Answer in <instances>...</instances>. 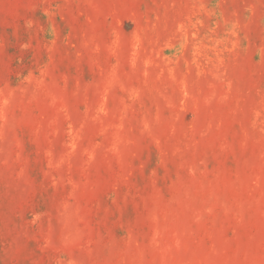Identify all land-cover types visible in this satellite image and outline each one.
I'll return each instance as SVG.
<instances>
[{
  "label": "rangeland",
  "instance_id": "rangeland-1",
  "mask_svg": "<svg viewBox=\"0 0 264 264\" xmlns=\"http://www.w3.org/2000/svg\"><path fill=\"white\" fill-rule=\"evenodd\" d=\"M0 264H264V0H0Z\"/></svg>",
  "mask_w": 264,
  "mask_h": 264
}]
</instances>
